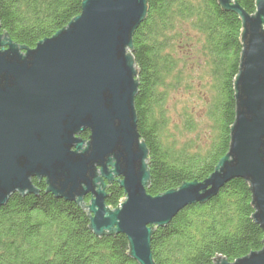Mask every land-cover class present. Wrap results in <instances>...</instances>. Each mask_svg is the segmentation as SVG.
Masks as SVG:
<instances>
[{"label": "water", "instance_id": "95a60500", "mask_svg": "<svg viewBox=\"0 0 264 264\" xmlns=\"http://www.w3.org/2000/svg\"><path fill=\"white\" fill-rule=\"evenodd\" d=\"M147 1L83 0L77 17L32 49L0 34V207L14 194H36L31 180H44L46 193L87 210L95 235H124L138 264H154L155 228L234 179L249 185L252 218L264 234V0H255L252 15L236 0H218L242 26L228 152L204 181L155 197L146 193L148 152L133 107L132 35ZM114 180L124 200L110 210L105 189ZM213 264H264V238L260 251Z\"/></svg>", "mask_w": 264, "mask_h": 264}, {"label": "trees", "instance_id": "16d2710c", "mask_svg": "<svg viewBox=\"0 0 264 264\" xmlns=\"http://www.w3.org/2000/svg\"><path fill=\"white\" fill-rule=\"evenodd\" d=\"M82 1L0 0V34L32 49L77 17ZM236 2L255 13V0ZM241 32L238 16L218 0L147 1L146 17L132 35V57L138 72L136 130L148 152V195L204 181L228 152ZM194 86L201 102L196 119L171 101L182 87ZM88 136L85 131L79 138ZM31 182L36 194H14L0 207V264H138L124 235H95L82 205L46 193L44 180ZM106 185L105 205L114 210L124 193L116 180ZM253 214L249 185L231 180L153 230V263L213 264L216 258L232 263L258 252L264 234Z\"/></svg>", "mask_w": 264, "mask_h": 264}, {"label": "rangeland", "instance_id": "374dc122", "mask_svg": "<svg viewBox=\"0 0 264 264\" xmlns=\"http://www.w3.org/2000/svg\"><path fill=\"white\" fill-rule=\"evenodd\" d=\"M197 94L198 87L194 86L192 90L182 87L181 90L172 98L171 101L174 103L172 106L176 107L178 112H182L183 110L181 109H185L184 112L189 113L193 119H196V113H199V108L201 106V102L198 100L199 96ZM173 117L175 121L178 119L175 114Z\"/></svg>", "mask_w": 264, "mask_h": 264}]
</instances>
